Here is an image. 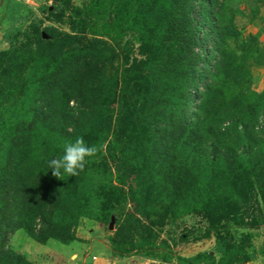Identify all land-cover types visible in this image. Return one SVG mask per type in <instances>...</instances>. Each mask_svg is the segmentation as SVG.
<instances>
[{
    "label": "rangeland",
    "instance_id": "1",
    "mask_svg": "<svg viewBox=\"0 0 264 264\" xmlns=\"http://www.w3.org/2000/svg\"><path fill=\"white\" fill-rule=\"evenodd\" d=\"M155 1L0 0V124L5 125L0 131V170L14 138H25L19 145L26 152L62 154L67 142L54 139L57 134L51 131L48 119H41L35 129L28 130L34 117L28 107L38 96L35 89L45 87V82H39L45 66L48 75L50 70L60 68L64 60L83 57L93 67L92 74L85 77L92 83L96 79L97 98L94 117L84 124L80 136L101 150L95 157L88 158L89 163L79 176L64 174L63 183L84 185L80 203H87L86 212L92 218H97L102 207L111 205L116 208V212L109 216V209L104 212L103 235L93 231L90 234L92 241L100 237L103 242L107 241L109 248L115 241L130 249L147 242L151 248L137 255L140 259L136 261L140 264H177L178 257L186 260L180 264H218L214 237L200 205L210 200L211 184L219 186L218 193L222 192V196L233 191L221 177L225 176V162L213 161L209 149L216 148L215 151L219 152L229 146L238 152L249 148L263 150L264 110L248 124L250 130L253 127V135L245 134L240 144L236 140H219L210 134H201L203 140L198 153L185 144L186 134H178L181 129L171 131L174 126L167 117L156 118L153 113H144L126 128L120 114L129 104L118 99L122 94L123 80L145 70L147 60L155 56L151 43L156 34L152 30L161 28L167 17L176 14V4L172 1L167 5V16L154 12ZM222 2L196 0L194 3L195 11L205 9L209 18L198 30L199 37H205L210 27L216 26L215 14L220 9L228 36H234L217 41L209 35L203 45L205 62H196L195 70L204 73L200 79L201 84H206L218 59H226L235 67L236 85L240 83L247 87L241 94L246 96V104L250 106L255 100L249 99L251 95L264 93V0H225L224 6ZM35 32L54 45L50 51L54 56L52 63L46 62L44 54L48 50L37 43L33 37ZM142 32L148 43L142 41ZM58 48L60 53L56 50ZM168 48L169 55L164 62L170 71L176 69V64H188L198 52L197 48L190 50L179 44H171ZM26 54L33 63L21 77H17L13 70L16 71L17 61ZM27 78L34 87H24ZM203 92L204 88L198 83L195 95ZM236 101H240L239 95ZM55 103L56 106L62 105V97H57ZM196 104L197 98L187 111L189 123ZM176 105L174 101L167 109L175 114L170 118L178 124L182 117L180 107L177 109ZM167 124L170 131L164 133L162 130ZM195 183L201 186L199 192H194L191 186L188 188L189 184ZM116 187L125 190L124 204H119ZM237 202L238 207L232 211L231 217H243L254 226L233 234L236 237L241 232L250 234L247 241L243 237L237 241L238 247L244 244V251L249 256V260L241 264H264V199L255 196L249 203H242L240 198ZM90 221L96 222L89 217H80L76 232L80 229V233L88 236L91 227L86 224ZM7 240L8 246L31 264H128L129 257L113 253L100 256L95 250L96 242L86 247L81 260L75 256L70 258L55 246L45 249L21 229L13 231ZM48 241L57 247L62 246L57 240ZM204 255L213 258L214 262ZM76 259L77 263H72Z\"/></svg>",
    "mask_w": 264,
    "mask_h": 264
},
{
    "label": "trees",
    "instance_id": "2",
    "mask_svg": "<svg viewBox=\"0 0 264 264\" xmlns=\"http://www.w3.org/2000/svg\"><path fill=\"white\" fill-rule=\"evenodd\" d=\"M170 1L176 4L175 16L167 17L161 28L152 30V33L156 34V38H153L151 43L155 56L147 60L144 71L123 80L122 94L118 99L127 101L129 107L121 111L120 118L128 128L144 113H153L156 118L167 117L173 124L171 126H174L171 131L181 129L182 132L178 131V134H184V136L186 134L185 144L195 153L199 152L202 145L203 139L199 136L201 134H210L219 140L226 138L232 139L229 140L231 142L236 140L237 144H240L245 134L253 135L251 134L253 127L250 130L248 124L257 118V113L264 110V93H252L249 99L255 98V100L248 106L246 96L241 94L247 90V87L240 83L236 85L238 82L235 80L237 79L235 67L224 58L218 59L215 63V71L210 74V81L201 84L200 76L204 73H198L195 70V64L198 61L205 62L204 42L209 35H213L217 41L226 40L228 37L234 38V36H228L227 24L222 19L220 9L215 14L216 26L210 27L205 37H199L198 30L201 26H205L209 18L205 9L195 11L196 0H169L168 2L156 0L153 11L167 16V5ZM221 1L224 6L225 0ZM195 12L197 17H194ZM228 22L231 23L230 20ZM33 37L37 43L48 50V53L44 54L46 62L52 63L54 56H51L50 51L54 45L44 40L39 32H35ZM141 37L142 41L147 42L143 32ZM171 44H179L190 50L197 48L198 52L188 64L178 66L176 64L174 66L176 69L170 71L164 59L169 55L168 47ZM214 47H217V44ZM56 50L60 53L61 49ZM28 54L16 63V71L13 70V72L17 77H21L33 63ZM38 56L41 57V54ZM45 67L39 81L45 82V87L36 86L38 96L28 107L29 113L34 116L28 130L35 129L41 119L44 121L48 119L51 123L48 122L51 131L57 134L54 136V139H58L56 141H74L82 134L84 124L94 117L97 98L96 79L94 78L92 83L85 77L87 74L89 76L92 74L93 67L85 58L77 56L68 61L64 60L60 68L50 70L48 75V67ZM28 80L30 79L27 78V84L24 87H34L35 85L28 83ZM58 82L60 84L57 85ZM198 83L205 91L199 96L195 95ZM113 94L115 98V93ZM236 94L240 97L238 102ZM57 95L62 97V105L56 106L55 102L59 97ZM195 98H197V104L191 113L192 122L189 123L186 115ZM174 101L177 102V109L180 107L181 111L182 120L178 121V124L170 118H174L175 114L167 109V106L170 103L173 105ZM71 102L72 105H70ZM4 127V124H0V131ZM167 131H170L168 124L162 132ZM251 140L252 138H249V141ZM22 141H25L24 137L14 138L11 141L0 170V264H31L7 244L8 236L15 230H23L30 238L41 244H45L48 240L69 244L78 240L76 227L80 217H89L102 224L104 212L107 209H109L108 216L116 212V208L110 205L108 208L102 207L97 218H92L86 212L87 203H80L84 185H65L63 175L58 179L48 168L47 161L59 154L26 152L20 148L19 144ZM209 150L213 161L218 159L225 162V176L221 177L233 193L222 196V192L218 193L219 186L211 184L208 193L210 200L201 204L200 209L214 237L215 249L219 255L218 264H241L248 261L249 256L244 251V244L238 247L237 241H241L242 237L247 241L250 234L241 232L239 237L233 234L238 230L253 229L254 226L246 222L243 217L232 218L231 215H233L232 211L238 207L237 198H240L242 203L251 202L255 196L264 199V149L257 151L249 148L238 152L234 147L228 146L219 152L215 151L216 148ZM190 186L194 192H199L201 188L197 183L189 184L188 188ZM117 190L119 204H124L125 190L123 187ZM111 244L112 253L121 257L137 256L151 248L147 242L132 249L123 244L118 245L115 241ZM204 258L214 262V259L208 255H204ZM182 261L186 260L177 258V264Z\"/></svg>",
    "mask_w": 264,
    "mask_h": 264
},
{
    "label": "clouds",
    "instance_id": "3",
    "mask_svg": "<svg viewBox=\"0 0 264 264\" xmlns=\"http://www.w3.org/2000/svg\"><path fill=\"white\" fill-rule=\"evenodd\" d=\"M100 147L86 143L82 136L76 137L63 146L62 154L47 161V166L52 175L58 179L67 174L70 177L79 176L85 171L89 157H95Z\"/></svg>",
    "mask_w": 264,
    "mask_h": 264
},
{
    "label": "crops",
    "instance_id": "4",
    "mask_svg": "<svg viewBox=\"0 0 264 264\" xmlns=\"http://www.w3.org/2000/svg\"><path fill=\"white\" fill-rule=\"evenodd\" d=\"M90 222H92V224H89ZM88 224H86V226H90L91 229L89 230V233L88 236H85L83 235L82 233L79 232L80 229H77V232H76V237L78 240L76 241H73L69 244H62V246H59L57 247V245H54V244H51L50 241H47L45 244H41L43 247H45V249L47 248V250H49L48 248H51L52 246H55V248L59 251H62L64 254H66L67 256L69 255L70 258H72L73 256H75V258H79V259H83V254H84V251L86 249L87 246L89 245H93V243H97V248L95 250H97L98 254L100 256H111V248H109V245L107 244V241L103 240L99 237L96 241L93 240L92 241V236L90 234H92L93 231H98V233L100 234V236L103 235V232H104V228H103V225L102 224H99L97 222H93V221H90ZM83 226L79 227V228H82ZM96 257V256H94ZM74 260V262L72 263H77L75 261H78V260ZM137 259H140V258H137V256H131L129 258H127V261H128V264H140V261H136ZM96 263V262H94ZM41 264H45V263H41ZM46 264H50V263H46Z\"/></svg>",
    "mask_w": 264,
    "mask_h": 264
}]
</instances>
